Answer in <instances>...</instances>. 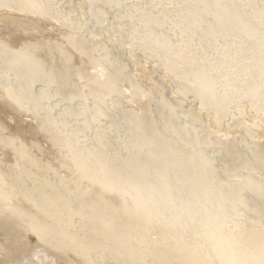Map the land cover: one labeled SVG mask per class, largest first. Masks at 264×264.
<instances>
[{"label": "bare ground", "instance_id": "obj_1", "mask_svg": "<svg viewBox=\"0 0 264 264\" xmlns=\"http://www.w3.org/2000/svg\"><path fill=\"white\" fill-rule=\"evenodd\" d=\"M45 1L0 0V11L1 8H9L15 13L25 12V14H35L43 18L56 16L49 2ZM179 1L183 3V9L178 21L172 20L169 28L162 29V33H157L162 25L161 21L151 17L144 18L148 28L154 34L151 37L145 31H140L139 36L143 39L144 48L158 47L166 56L169 50L174 48L171 45V38L177 31L182 30L187 33V39L189 36L193 38L198 36L199 41L196 39L198 42L207 35L208 38L205 41L204 38L202 39L203 50H206V46H215L225 40L233 41L235 44L240 42V49L247 50L251 47V40L259 37V31L264 34V26H261L260 30L250 26L252 20L239 6V0ZM199 4L202 5L201 9L196 8ZM207 13L211 15V18L204 20L202 16ZM0 16V30L5 27L3 25L6 21L9 23L8 26L15 27V30L9 31L6 35L0 34V48L8 47L2 53L3 59H10L18 69L15 71L19 72L17 86H20V91L18 94L11 95L17 104H23L24 97L41 99L48 96L50 99L51 93L48 87L51 84L58 86L55 96L59 94L69 100L83 97L85 92L73 83V76L77 71L83 75L85 59L81 58L77 64H72L73 57L61 53L64 58L55 61L54 53L58 47H53L50 42L46 45L28 42H36L37 35L33 31V28L38 27L36 22L20 21L18 19L20 17L13 14ZM254 16L256 15L250 17ZM262 19L264 23V18ZM73 28L77 27H73L72 24V30ZM202 30L206 35L199 37ZM244 30L247 32L242 34ZM15 34L27 42L16 43V38L11 41L7 38ZM73 34H67L72 39V46L84 57L90 56L91 47L82 46V42ZM211 37L216 39L213 40L214 44L209 43ZM185 43L178 44L180 46H177V49L181 50L183 55H188L190 50L186 48L190 47H185ZM36 55L43 58L44 65L38 72L31 75L28 67ZM121 64L117 62L100 64L101 75L96 78V81L102 84L101 91L94 93L99 103L114 91L121 92L118 84L127 76L125 66ZM176 66V59H168V67L173 75H180L178 78L184 81L181 87L183 92L199 97L205 108L215 110L216 118L220 119L227 114V103H224L210 79L202 72L200 62L191 59L182 71H178ZM39 83L44 88L38 87ZM256 85V81L251 82L243 94L250 98L252 109L261 114L264 111V95L256 92ZM163 106L169 110L168 103ZM99 109L100 114L105 115V106L100 105ZM142 110L144 113L139 116L131 111L130 114L126 112L127 123L124 134L132 131L133 142L130 145L126 142V152L123 155L116 156L104 151L105 142L115 125L109 127L110 131L108 130L106 135H101L103 142H99V149L94 156L89 152L79 151L76 146H70L69 154L73 158L72 163L63 165L69 169L56 179H49L53 175L51 176L48 171L49 175L41 177L43 180L38 184V189L34 181L36 182V178L41 175L40 166V169L38 167L24 169L23 173H28V177H25L21 170L17 172L14 181L17 183L20 180L19 187H17L18 184H12L15 182L5 186L0 185L2 198L0 199L6 204L10 197L15 196L32 207L30 216L27 217L24 212L16 208L20 206L19 203L10 206L8 202L7 207L2 206L5 208L4 211H0V257L8 259L10 264L30 262L35 253L31 250L32 246L22 242V239L27 233L28 235L33 233L37 241L36 249L41 251L35 255L41 253L59 255L58 257L64 262H67L68 254L73 252L80 264H104L98 260V256L109 253L114 264H136L139 260H143L139 264H144L148 260L149 264H264V230L253 228L237 230L235 235L226 236L222 224V220L227 217L235 221L234 217L240 215L236 209L241 204L245 212V203L248 210L253 207V211L264 216V183L254 176H248L243 190H237L234 186L223 189L225 177L216 178L218 180L215 181V166L210 161L213 156L203 151L205 146L209 147L211 140L202 143L195 141L190 152L182 153L186 155L183 157L181 152L184 150L180 148L175 150L171 146L158 126L159 121L151 117V110L148 107H143ZM75 111L76 109L67 107L63 112L70 113L67 114L70 119ZM169 116L171 118H166L165 126L186 143H190L187 129L178 126L173 114ZM254 124L251 129L261 126L258 122ZM74 134V131H70L64 137L57 136L63 139V143L69 145V139H73ZM17 144L13 147H17ZM122 144L121 141L120 145ZM220 144L224 154L235 160L233 163L229 157L233 164L226 167L227 172L231 173L237 169L241 171L245 167L255 171L256 165L264 168V148L259 146L260 148L258 147L247 156L239 150L240 146L234 145L231 141ZM23 157L26 159L27 155L23 154ZM78 164L81 173H76L75 178H71V183H67L71 168L78 167ZM238 166L243 168L236 169ZM55 171H57L56 168L51 170L52 173ZM248 171L245 172L248 173ZM0 183H4L2 177H0ZM12 192L17 193L13 195ZM246 195H248L247 200ZM118 202L120 209L116 206ZM131 205L133 210L130 217L120 219L119 217L123 216V210L130 208ZM73 210L76 215H73ZM146 213L152 215L148 220L145 218ZM66 217L67 219L71 217L73 222L65 221ZM87 217L90 219L88 220ZM154 217L156 219L152 221ZM135 222H142L140 224L142 227L136 232L132 230L136 226ZM70 223L79 225L80 230L71 231ZM160 236L162 239L159 240ZM162 241L163 245H161ZM86 246L94 251L88 252L89 248L86 249ZM31 260L34 261V258Z\"/></svg>", "mask_w": 264, "mask_h": 264}, {"label": "rangeland", "instance_id": "obj_2", "mask_svg": "<svg viewBox=\"0 0 264 264\" xmlns=\"http://www.w3.org/2000/svg\"><path fill=\"white\" fill-rule=\"evenodd\" d=\"M45 2H49L56 16H44L43 18L35 14H32L34 16L25 14V12L15 13L9 8H1L0 15L9 16L13 14L16 17L19 16L20 18L18 19L20 21L31 20L36 22L38 27L33 28L37 35L35 38L36 42H28L37 45H46L50 42L53 47H58H55V61L64 58L61 53H66L68 56L73 57L72 64H77L81 58L85 59L83 61L85 66V71L82 72L83 75L77 71L73 76V83L85 93L83 97H75L72 100L64 99L59 94L54 95L58 86L51 84L48 87V91L51 93L50 99L48 96L41 99L24 97L23 104H17L11 98V95L18 94L20 91V86H17L19 72L15 71L18 69L10 59H3L2 53L8 47L2 46L0 48V177L4 179V183H0L1 186L15 182L14 178L20 170L23 173L24 169H34L40 166L39 173L41 171V175L36 178L37 184L34 181V185H37L36 188L38 189V184L43 180L41 177L49 175L48 171L51 176L53 175L49 179H56L61 173L69 169L65 166L72 163L73 158L69 154L70 146H76L79 151L89 152L90 155L94 156V153L99 149V142H103V136L110 129L109 127L115 125L111 129V135L108 136V140L105 142L106 150L104 149V151L116 156L123 155L126 152V142L129 145L133 142L132 131L126 135L124 134L127 123L126 112L130 114L131 111L139 116L144 113L143 107H148L151 110V117L159 121L158 126L164 132L163 135L167 137L171 146L175 150L179 148L184 150L181 155H183L182 153L186 154V151L190 152L195 141L202 143L211 140L209 147L205 146L203 151L208 152L209 156H213L210 161L215 166V181L225 177L226 181L223 180V189L234 186L237 190H243L248 176H254L264 183V168L259 165L255 166V171L247 169L245 165L246 170L238 166L236 169L241 167L244 170L241 169L239 171L237 169L238 171L234 170L236 172H227L225 170L226 167L232 161L234 163L235 160L229 156L232 159L231 161L224 154L220 144L231 141L234 145L240 146L239 150L243 151L247 156L258 149L259 146L264 148V111L259 114L253 110L250 105V98L243 94L245 88L247 89L251 82L256 81V92L264 95V34L261 31H259L260 35L256 40H251V47L247 50L240 49V42L236 43L238 44L236 45L229 40H225L215 46H206V50H203L202 39L204 37L200 42H198V36H195L196 38L189 36V39H187V33L179 30L171 38V45L174 48L169 50L165 56L158 47L144 48L143 39L139 36V33L140 31H145L148 36L153 37L154 35L144 21L145 17L161 21L162 25H160V30H157V33H162L163 30L168 29L172 20L178 21L183 9V3L179 0H46ZM238 4L244 13L251 18L250 26H255L257 30H260L259 28L264 26V23H262V18H264V0H239ZM201 7L202 5L199 4L196 8L201 9ZM254 14L256 16L250 17ZM202 18L207 20L211 18V15L207 13ZM257 19L258 22H256ZM5 23L3 25L5 27L0 30L2 35L15 30L14 26H8L9 23L7 21ZM77 23L80 25L78 24L77 26ZM72 24L73 27L77 28L72 30ZM245 32L247 31L244 30L242 34ZM67 34L75 35L74 37L82 42V46H90L91 55L84 57L77 51L72 46V39ZM200 35H206L204 30L200 32L199 37ZM7 38L10 41L16 38V43L22 42L24 44L27 42L17 34L10 37L7 36ZM207 38L206 35L203 40L205 41ZM211 38L209 43L214 44L213 40L216 39ZM182 42H186L185 47L191 48H186L190 50L188 55H183L181 50L177 49V46H180L178 44ZM58 49L60 50L57 51ZM168 59H176V69L178 71H182L191 59L200 62L202 72L210 79L224 103H227V114L218 119L215 117V110L205 108L199 97L192 93L183 92L181 87L184 81L178 78L180 75H173V72L168 67ZM103 62L106 64L110 62L112 64L116 62L117 64L122 63L121 65L125 66L124 70L127 76L125 80L118 84L121 92L116 93L114 91L110 95L105 96L104 101L99 103L94 97L96 95L94 93L101 91L102 84H99L96 78L101 75L100 69L102 67L100 64ZM43 65V58L36 55V58H33L30 62L28 71L30 70L32 75L38 72ZM94 84L96 86H93ZM38 85V87L44 88L40 83ZM52 96L53 98H51ZM165 103H168L169 110L163 106ZM100 105L105 106V115L100 114ZM67 107L76 109L70 119L67 116L70 113L66 114V112H63ZM169 114H173L178 126L187 129L190 143H186L165 126L166 118H171ZM166 115L169 117H166ZM254 122L260 123L261 126L257 129H251ZM70 131H74L76 135H72L73 139L70 138L69 145H67L57 135L64 137ZM119 141L120 143L122 141L123 144L120 145ZM16 143H18L17 147H13ZM23 154L27 155L26 159ZM185 156L183 155V157ZM79 167L80 165L71 168L70 174H67L69 177L67 183H71L76 173H81ZM53 168L57 169L55 173L51 172ZM245 171H248V173ZM250 171L252 173H249ZM27 175L29 174H25V177ZM216 178L218 179L216 180ZM12 184H18L17 187H19L21 182L18 180L17 183ZM64 185L65 183L63 184V189ZM66 186L68 187L69 185L67 184ZM16 193L12 192L11 194L14 195ZM1 199L0 207L5 205L7 207L8 202L10 206L19 203L20 206L16 208L24 212L27 217L30 216L32 209L30 204L24 203L15 196L10 197L7 204ZM245 199H248V195L245 196ZM116 206H118L117 209H120L119 202ZM5 207L0 208V211H4ZM132 207L133 205L124 209L122 212L123 216L119 218L126 219L130 217L133 210ZM244 208L245 212H243L241 204L236 209L240 213V215L238 214V216L234 217L236 222L234 220L231 221L229 217L222 220L224 225L223 232L226 236L235 235L234 233L237 230L243 231L251 228L264 230V216L253 211V207L248 210L246 203ZM72 213L76 215L74 210ZM151 216V214L146 213V220L150 219ZM87 218L88 220L90 219V217ZM64 219L67 222H73L71 217ZM155 219L154 217L152 221ZM76 223H70L71 231L73 230V232L80 230V226L77 225L79 223ZM140 224L142 222H135L136 226L132 230L136 232L142 227ZM161 237H158L159 240L162 239ZM22 242L32 246L31 250L32 252L34 251L33 253L41 252L36 249L37 241L33 233L29 235L27 233L23 237ZM163 243L162 241L161 245ZM88 246H86V249L89 248L88 252H93L94 250ZM35 254L31 257V259L34 258V261L30 259L31 263L26 262L25 264H80L79 259L73 252L68 254L67 262L58 257L59 255L48 254L50 255L48 257L44 253ZM108 255H99L102 257L98 256L99 259H97L104 264H114L112 256ZM140 261L142 262L143 260H139L136 264H139ZM147 262L144 264H149V260ZM0 264H10V262L8 259L0 257Z\"/></svg>", "mask_w": 264, "mask_h": 264}]
</instances>
